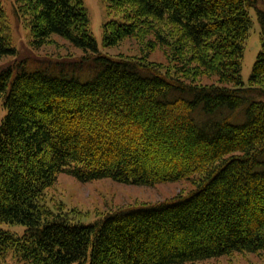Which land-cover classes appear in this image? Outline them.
I'll return each instance as SVG.
<instances>
[{
	"label": "trees",
	"instance_id": "trees-1",
	"mask_svg": "<svg viewBox=\"0 0 264 264\" xmlns=\"http://www.w3.org/2000/svg\"><path fill=\"white\" fill-rule=\"evenodd\" d=\"M14 1L33 46L58 36L83 55L71 71L28 69V57L0 68V224L24 226L0 227V264L9 254L24 264H193L263 251L264 42L247 84L240 70L250 8L264 0H103L104 46L149 34L168 51L166 68L101 52L83 0ZM17 54L0 0V57ZM88 62L81 81L75 68ZM153 141L176 156L173 170L146 164ZM61 172L192 187L84 222L46 199Z\"/></svg>",
	"mask_w": 264,
	"mask_h": 264
},
{
	"label": "rangeland",
	"instance_id": "rangeland-1",
	"mask_svg": "<svg viewBox=\"0 0 264 264\" xmlns=\"http://www.w3.org/2000/svg\"><path fill=\"white\" fill-rule=\"evenodd\" d=\"M87 8L89 18V29L94 35L98 49L110 55L122 54L127 56H135L150 63H158L163 68L171 67L168 59V51L151 41V36L143 37H126L112 46H104L103 44V23L111 16L108 13L105 2L103 0H83ZM5 6L6 19L9 25L10 38L12 43L18 50L17 56L0 57V68L12 65L21 58H27L28 69L31 67L47 66L50 70L58 71L60 64H63V70L74 69V61L83 55L79 49L72 47L66 40L52 36L50 40L38 47L31 44L30 29L16 13V2L14 0H2ZM256 8L264 11V2L260 1L257 7L250 8L251 25L245 40L243 57L241 61L240 74L245 84L248 83L251 74L252 65L259 50L262 49L264 42V27L259 21ZM148 41V42H147ZM72 64L68 66V64ZM30 65V66H29ZM39 67V68H40ZM80 69V70H78ZM94 69L92 62L83 63V66H77L75 73L81 81L86 80ZM48 73L54 74L49 71ZM202 81H208L202 78ZM3 109H0V116ZM164 142L153 141L145 146L141 154L145 157L148 166L154 165L160 171L173 170L175 162L169 152H166ZM178 153V152H177ZM172 160V161H171ZM192 185L189 181H173L159 182L151 185H137L121 183L109 178H98L90 181H79L75 177L61 172L59 173L53 184L46 190V199L48 203H53L63 207V209L71 212L73 216L84 222L94 221L98 214L107 212L117 207H124L130 204L142 202H155L172 195L187 192ZM0 227L14 231L18 234L22 232L24 226L21 224L2 223ZM10 255V254H9ZM8 257L2 264H24L14 257ZM76 264V263H71ZM193 264H264V250L258 253L234 251L228 255L220 256L195 262Z\"/></svg>",
	"mask_w": 264,
	"mask_h": 264
}]
</instances>
